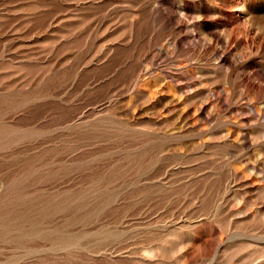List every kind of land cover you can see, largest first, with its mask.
<instances>
[{"label": "rangeland", "instance_id": "1", "mask_svg": "<svg viewBox=\"0 0 264 264\" xmlns=\"http://www.w3.org/2000/svg\"><path fill=\"white\" fill-rule=\"evenodd\" d=\"M0 128V264H264V0H0Z\"/></svg>", "mask_w": 264, "mask_h": 264}, {"label": "bare ground", "instance_id": "2", "mask_svg": "<svg viewBox=\"0 0 264 264\" xmlns=\"http://www.w3.org/2000/svg\"><path fill=\"white\" fill-rule=\"evenodd\" d=\"M1 127H2V126H1ZM0 129H2V128H0ZM6 131H7V130H6ZM14 133H15V132H14ZM6 134H7V133H6ZM9 134H10V133H9ZM18 135H19V134H18ZM14 136L17 138V135H14ZM4 137H5V134H4ZM7 137H8V136H7ZM7 137H6V138H7ZM12 137H13V135L11 136V138H12ZM0 138H1V137H0ZM2 138H3V136H2ZM2 138H1V140H2ZM8 139H10V137H8ZM12 139H13V138H12ZM5 140H6V139H5ZM14 140H15V138L13 139V141H14ZM4 143L8 144L9 142H8V143H7V142H4ZM10 143H12L11 140H10ZM6 144H3V145H6ZM1 145H2V144H1ZM8 145H9V144H8ZM8 145H6V146H8ZM0 147H1V146H0ZM9 147H10V146H9ZM2 148H3V147H2ZM4 148H5V146H4ZM6 149H7V148H5V150H6ZM3 150H4V149H3ZM50 150H51V149H50ZM39 155H40V154H39ZM5 156H6V155H5ZM6 157H7V156H6ZM24 158H25V157H24ZM26 159H27V158H26ZM31 159H32V158H31ZM21 160H22V159H21ZM21 160H20V161H21ZM29 160H30V159H29ZM13 161H14V160H13ZM17 161L19 162V160H17ZM23 161H24V160H23ZM11 162H12V161H11ZM27 162H28V160L26 161V164H27ZM30 162H31V161H30ZM33 162H34V160H33ZM33 162H32V163H33ZM35 162H38V161L35 160ZM24 163H25V162H24ZM39 163H40V162H39ZM19 164H20V163H19ZM19 164L17 163V166H18V167H20ZM22 164H23V163H22ZM12 165H16V164H12ZM24 165H25V164H24ZM30 165H31V164H30ZM44 165H46V164L44 163ZM47 165H48V164H47ZM22 166H23V165H21V167H22ZM35 166H36V165H35ZM33 167H34V164H33ZM13 168H14V167H13ZM36 168H37V167H36ZM36 168H33V169L35 170ZM23 169H24V168H23ZM23 169H22V170H23ZM27 169H29V168H27ZM36 170H38V169H36ZM19 172H20V171H19ZM21 172H22V171H21ZM23 172H24V171H23ZM30 172H32V171L30 170L29 173H30ZM35 172H38V171H35ZM29 173H28V174H29ZM51 173H52V172H51ZM26 174H27V173H26ZM33 174H34V173H33ZM41 174H42V172H41ZM36 175H37V174H36ZM26 176H27V175H26ZM26 176H25V177H26ZM31 176H33V175H31V173H30V175L28 176V178L31 177ZM40 176H41V175H40ZM22 177H23V176H22ZM17 178H18V177H17ZM20 178H21V177H20ZM20 178H19V179H20ZM23 178H24V177H23ZM31 178H32V177H31ZM20 181H22V179H21ZM20 181H19V182H20ZM22 182H23V181H22ZM17 183H18V182H17ZM20 183H21V182H20ZM14 184H15V183H14ZM21 184H22V183H21ZM98 184H99V183H98ZM17 185H18V184H17ZM14 186H15V185H14ZM21 187H23V186H21ZM18 193H20V192H18ZM22 194H23V193H22ZM14 198H15V197H14ZM16 198H19V197H16ZM20 199H22V198H20ZM23 199L25 200L26 198H23ZM23 199H22V201H23ZM16 201H17V199H16ZM20 201H21V200H20ZM25 202H26V200H25ZM9 204H10V203H9ZM15 204H16V203H15ZM10 205H11V204H10ZM1 207H3V206H1ZM9 207H11V206H9ZM15 207H16V206H15ZM19 207H20V206H19ZM5 208H6V207H5ZM7 208H8V207H7ZM16 208H17V207H16ZM0 209H1V208H0ZM6 210H7V209H6ZM11 211H12V210H11ZM14 211H15V209H14ZM6 214H7V213H6ZM6 214H4V215H6ZM6 216H7V215H6ZM0 217H1V215H0ZM10 217H11V216H10ZM3 218H4V216H3ZM1 219H2V218H1ZM1 219H0V220H1ZM3 220H4V219H3ZM1 222L3 223V221H1ZM3 224H4V223H3ZM3 224H2V226H3ZM6 224H7V226H8L10 223H9V224L6 223ZM4 225H5V224H4ZM2 226L0 225L1 228H2ZM7 226H6V227H7ZM10 226H11V224H10ZM4 227H5V226H4ZM4 227H3V228H4ZM6 227L4 228V230L7 229ZM16 228H17V227H16ZM0 230H1V231H4L3 229H0ZM11 230H12V229H11ZM17 230H18V229H17ZM20 230H21V228H20ZM5 231H6V230H5ZM5 231H4V232H5ZM7 231H8V230H7ZM7 231H6V232H7ZM17 233H20V231H18ZM21 233L24 234L23 229H22ZM27 233H28V232H27ZM6 234H7V233H6ZM9 234H10V233H9ZM16 235H17V234H16ZM19 235H20V234H18V236H19ZM21 235H22V234H21ZM5 236H7V235H4V237H5ZM22 236H24V239H25L28 235L25 234V235H22ZM25 236H26V237H25ZM31 237H32V236H31ZM47 237H48V236H47ZM20 238H21V237H20ZM27 238L29 239V236H28ZM43 238H45V237H43ZM57 238H59V237H57ZM49 239H50V238H49ZM60 239H61V237H60ZM26 240H27V239H26ZM50 240H51V239H50ZM62 240H63V239H61V242H62ZM12 241H13V238H12ZM15 241H16V240H15ZM17 241H18V240H17ZM27 241H28V240H27ZM58 241H60V240H58ZM19 242H20V241H19ZM21 246H22V244H21Z\"/></svg>", "mask_w": 264, "mask_h": 264}]
</instances>
